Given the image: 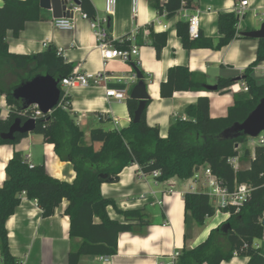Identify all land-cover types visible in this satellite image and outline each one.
Returning <instances> with one entry per match:
<instances>
[{"label":"trees","instance_id":"1","mask_svg":"<svg viewBox=\"0 0 264 264\" xmlns=\"http://www.w3.org/2000/svg\"><path fill=\"white\" fill-rule=\"evenodd\" d=\"M79 9L88 18L96 16L89 0H79ZM0 8V96H4L9 107L5 118L0 117V135L7 133L16 119L22 122L28 119L23 110L24 102L14 96L15 90L33 78L49 75L59 81L68 76L73 67L56 55L51 47L34 56L9 53L6 42L7 33L17 37L27 22L39 21V0H2ZM151 7L159 16L171 18L181 9H194V0H149ZM239 17L235 13L219 14L217 28L220 35L216 44L211 39H190L187 23L176 24V35L186 51L193 49L220 50L237 36ZM167 32H150V45L159 59L167 42ZM122 42H112L119 49H128L126 36ZM264 62V39L257 40L256 58L238 78H218L216 93L223 95L231 92L238 83H244L247 91H239L232 96V105L226 115L211 118L210 100L201 96L196 103L185 108V119L175 120L162 138L157 126L146 123L145 110L139 122L133 123V114L138 101H126L130 123L120 129L105 131L91 129L89 143L84 133L75 124L69 112V97L60 90L59 105L49 114L36 119L33 134L43 137L46 144L53 146L54 155L61 162L72 165L75 177L72 182L62 181L46 171L45 164L30 165L20 151H14L6 163L5 180L0 185V264H19L12 256L5 223L15 213L23 197L36 201L43 218L51 217L63 200L67 201L64 215L69 219V239H80L75 249L68 254V264H78L81 256L111 257L117 252V238L121 233H135L149 225L144 209H120L113 199L101 194L102 184L111 183L127 168L136 165L139 171L149 175L160 172L155 180L164 182L177 177L190 179L200 167H208L229 191L236 185L246 184L250 189L249 197L238 207H228L222 213H228L224 223L229 229L222 230V223L209 232L207 238L189 248L186 245L179 251L177 264H220L230 260L233 255L247 257V264H264V257L253 242L262 238L264 227L261 224L264 212V147H255L249 157V166L235 169L228 160L238 157L236 145L242 146L248 137L240 135L224 139L221 134L235 123H242L264 97V83L256 84L251 71ZM6 70L14 73L16 82L5 83ZM25 71L21 76L19 72ZM59 87V86H58ZM204 75L191 72L187 67L174 66L168 69L167 79L161 82L159 94L163 99L171 98L175 92H209ZM27 134H16L13 141L0 138V146L15 145ZM94 144H99L96 148ZM239 147V148H240ZM184 223L190 219L198 228L205 226L207 219L215 216V209L206 192H185ZM123 218V221L111 219L108 209ZM97 220V222H96Z\"/></svg>","mask_w":264,"mask_h":264},{"label":"crops","instance_id":"2","mask_svg":"<svg viewBox=\"0 0 264 264\" xmlns=\"http://www.w3.org/2000/svg\"><path fill=\"white\" fill-rule=\"evenodd\" d=\"M99 19H108L109 37L120 42L126 36L129 48L136 47L137 63L149 94L145 119L149 126H157L162 138H165L169 126L177 119H185V108L196 103L201 96L210 100V117L226 115L232 105V96L239 92L241 83L235 84L231 92L220 95L216 92H175L171 98L163 99L159 94L161 82L167 79V71L174 66H184L191 72L205 76L208 86L215 85L218 78H238L256 58L257 39L246 38L241 33L258 30L264 23V0H247L248 6L239 18L237 36L220 50L193 49L186 51L176 35V24L187 23L188 16L198 12L199 33L202 38L217 43L220 35L217 28L219 14L234 13L240 0H194V9H179L171 18L159 16L151 7L149 0H138L137 15L132 14V0H117L115 12L107 16L104 11L105 0H89ZM166 0H160L164 3ZM3 2L0 0V8ZM74 29L60 31L53 26L52 14L40 8L39 21L27 22L17 37L7 33L6 42L9 53L34 56L47 47L55 50L56 55L71 64V73H94L101 69V58L95 48V39L89 21L75 13ZM109 25V26H108ZM167 32V42L160 58L150 45L149 34ZM47 44L44 47V44ZM61 50L58 54L57 50ZM131 63L114 61L108 63L105 71L108 80L105 84L76 87L67 92L69 112L75 124L84 133L89 143V132L94 128L105 131L124 128L130 123L126 101L137 83ZM70 73V74H71ZM256 84L264 83V62L251 71ZM121 80V81H119ZM59 86V84H58ZM60 89V88H59ZM106 89H124L126 100L115 101L106 97ZM1 103L0 117L5 118L8 105L5 97ZM30 146L41 147L44 151L41 159L49 175L62 181L72 182L75 173L68 162H61L53 152V146L44 143L43 137L30 133L15 145L0 146V185L5 180V166L14 151H20L28 162H33ZM96 148L99 144H94ZM239 145L237 149H239ZM40 161V160H39ZM194 185L193 179L181 180L177 177L164 182L156 181L150 175H140L136 165L125 168L119 175V181L105 183L100 187L105 198L113 199L122 209H144L149 225L135 233H121L117 238V252L111 257L81 256L78 264H157L168 262V257L180 251L185 245L189 248L202 243L209 232L224 223L227 216H214L213 221L202 228H195L192 238H186L184 223L183 195ZM172 189L173 193H168ZM67 201L54 211L51 217L43 218L37 205L25 197L10 216L5 228L10 253L19 264H68V254L80 243V239H69V219L64 215ZM111 219L123 221L112 208L108 209ZM97 222V220H96ZM254 247L264 257V229L262 238L253 242ZM249 258L233 257L220 264H247Z\"/></svg>","mask_w":264,"mask_h":264},{"label":"built area","instance_id":"3","mask_svg":"<svg viewBox=\"0 0 264 264\" xmlns=\"http://www.w3.org/2000/svg\"><path fill=\"white\" fill-rule=\"evenodd\" d=\"M117 0H105L104 11L107 16H112L115 12ZM248 6L247 0H240L237 8L234 13L240 18ZM70 11L72 12V17H61L53 18V26L60 31H72L74 29V19L75 13L78 12L83 19L89 21V26L93 32L95 39V48L99 52L101 58V69L94 73H71L68 76L62 78L59 82V88L63 92L64 96H67V92L76 87H88L90 85H100L105 84L108 80L105 67L108 63L119 61L121 63H133L137 66L136 62H133L134 58L138 54L136 47H131L128 49H119L116 48L112 42L113 40L109 37L108 29L106 27L108 19H99L97 16L90 19L84 13H82L79 7L72 5L70 6ZM138 11V0H132V14L133 17L137 15ZM264 17V13L261 15ZM199 16L198 12L188 16L187 18V33L190 39L195 40L199 37ZM122 42V41H121ZM44 47L47 46L45 43ZM57 53L60 54L61 50H57ZM121 81V80H119ZM239 90L246 92L247 87L244 83H241ZM106 97L112 98L115 101L121 102L126 100L125 90L124 89H106ZM2 98L0 97V108L6 105L1 103ZM9 108V107H8ZM28 114V119H34L43 116L40 112L37 105H31L25 111ZM9 112V110H8ZM8 114V113H7ZM253 147H264V132H261L257 137L252 138ZM253 156V155H252ZM27 162L28 159L25 157ZM228 162L237 169L238 157L231 158ZM29 163V162H28ZM30 165H33L29 163ZM141 176L145 174L140 172ZM154 179L160 176V172L153 171L149 174ZM194 185L189 188L190 192H206L209 196V199L215 209V217L221 214L229 216L228 213H222V210L228 207H234L238 209L244 201L250 195V189L246 184H239L234 187L232 191H229L221 181L210 171L208 167H200L197 171L194 172L193 176ZM168 193H173L172 189L168 190ZM36 204V201H33ZM179 257V252L176 251L168 257V262H159L157 264H177Z\"/></svg>","mask_w":264,"mask_h":264},{"label":"water","instance_id":"4","mask_svg":"<svg viewBox=\"0 0 264 264\" xmlns=\"http://www.w3.org/2000/svg\"><path fill=\"white\" fill-rule=\"evenodd\" d=\"M80 6L79 0H39V7L43 10L51 11L53 18L72 17L70 6ZM109 26V25H108ZM241 36L252 39H264V23L258 30L241 33ZM137 83L131 90L129 99L138 101V106L133 114V123L139 122L143 111L149 101V94L146 89L144 77L138 67L131 63ZM59 81L49 75H40L32 80L20 85L14 92V96L23 100V110L31 105H37L40 112L45 115L49 114L55 107L59 105L60 89ZM208 91L215 92L216 85L208 86ZM36 127V120L27 119L22 122L21 119H16L10 126L7 133L1 134L0 138L5 141H13L16 134L33 133ZM261 132H264V97L259 101L256 108L248 115L242 123H235L230 128L222 132L221 136L224 139L236 138L240 135L255 138ZM238 145H236V148ZM111 183L118 182L117 179L110 178ZM261 224L264 227V212ZM222 230L229 229V224L224 223L221 226Z\"/></svg>","mask_w":264,"mask_h":264},{"label":"rangeland","instance_id":"5","mask_svg":"<svg viewBox=\"0 0 264 264\" xmlns=\"http://www.w3.org/2000/svg\"><path fill=\"white\" fill-rule=\"evenodd\" d=\"M19 74L23 76L26 74V72L25 71L19 72ZM3 79L5 83H15L16 82L14 73H12L9 70H6L4 72ZM252 140L254 139H252L251 137H248L247 142L245 141V143H243L242 146L239 148L238 155L241 158L238 162L237 169H245L249 166V157L253 155V151H254ZM245 151L249 152V157L245 156ZM30 152L32 156L31 160L33 162H36V164H41L42 163L41 159L44 154L43 149L41 147L30 146ZM212 221H213V218L207 219L206 225L211 223ZM195 228H197V226L189 219L188 223L186 224L187 240L192 238Z\"/></svg>","mask_w":264,"mask_h":264},{"label":"bare ground","instance_id":"6","mask_svg":"<svg viewBox=\"0 0 264 264\" xmlns=\"http://www.w3.org/2000/svg\"><path fill=\"white\" fill-rule=\"evenodd\" d=\"M218 216H219V215H218ZM218 216H216V218H217Z\"/></svg>","mask_w":264,"mask_h":264}]
</instances>
